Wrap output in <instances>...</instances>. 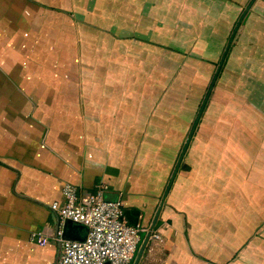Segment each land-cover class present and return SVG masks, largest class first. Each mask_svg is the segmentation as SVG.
<instances>
[{
  "label": "crops",
  "instance_id": "1",
  "mask_svg": "<svg viewBox=\"0 0 264 264\" xmlns=\"http://www.w3.org/2000/svg\"><path fill=\"white\" fill-rule=\"evenodd\" d=\"M65 183L148 229L130 264H264V0H0V264L87 237Z\"/></svg>",
  "mask_w": 264,
  "mask_h": 264
},
{
  "label": "built area",
  "instance_id": "2",
  "mask_svg": "<svg viewBox=\"0 0 264 264\" xmlns=\"http://www.w3.org/2000/svg\"><path fill=\"white\" fill-rule=\"evenodd\" d=\"M65 201H55L51 208L61 219L85 224V239H61V255L57 264H130L141 241L145 226L127 222L121 200H107L102 191L81 197L78 188L65 183L62 187ZM160 239L158 231H150ZM41 243L47 239L34 233Z\"/></svg>",
  "mask_w": 264,
  "mask_h": 264
},
{
  "label": "water",
  "instance_id": "3",
  "mask_svg": "<svg viewBox=\"0 0 264 264\" xmlns=\"http://www.w3.org/2000/svg\"><path fill=\"white\" fill-rule=\"evenodd\" d=\"M107 199V198H106ZM107 200H110V199H107ZM149 235H150V233H149Z\"/></svg>",
  "mask_w": 264,
  "mask_h": 264
}]
</instances>
